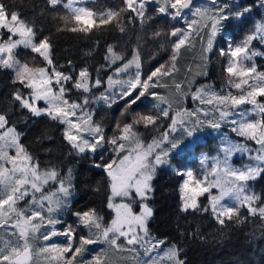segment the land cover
I'll list each match as a JSON object with an SVG mask.
<instances>
[{
  "label": "snow or ice",
  "instance_id": "obj_1",
  "mask_svg": "<svg viewBox=\"0 0 264 264\" xmlns=\"http://www.w3.org/2000/svg\"><path fill=\"white\" fill-rule=\"evenodd\" d=\"M47 3L52 9L60 6L69 11L68 16L62 17L63 28L72 33L88 34L93 32V27L99 31L109 25L124 32L121 17L126 12L131 14L129 24L133 21L146 24L152 19L151 16L145 19L149 3L156 5V14L183 27H173L163 33L174 38L170 59L167 65L155 67L146 76L141 73L138 50L130 60H125L123 54L108 45L104 57L108 68L112 69L117 61L124 62L104 80L98 75L104 65L96 69L95 77L86 66L78 71L72 68L70 60L68 66L72 70L61 71L62 66L53 59L51 39L38 35L41 30L34 22L21 18L10 4L0 0V70H11L12 83L21 86L12 91L10 106L33 118L47 117L64 126L63 138L69 154H87L94 159V167L106 171L109 178L106 206L114 212L107 223L96 209L72 213L76 217L75 226L64 223L63 213L70 208L76 191L73 169H62L54 163L41 169L39 160L22 143L26 133L17 131L6 107L0 110V233L8 238L0 239V264H29L32 242L37 238L50 241L56 236L65 237L67 245H42L39 253L50 255L57 264L61 261L73 264L86 246L94 244L127 251L134 259L139 255L137 250H142L145 259L140 264H187L177 244L167 238H157L150 231L154 211L149 201L155 192L156 170L161 166L172 168L182 178V212L211 214L222 228L228 222L239 226L258 217L264 235V194L256 193L250 185L251 181L264 176V71H258L254 63L255 57H264L261 50L264 49V15L253 21L250 30L237 42L226 33L225 22L247 18L253 7L241 8L238 0H204L200 4H194V0H123L122 7L101 9L88 7V0H47ZM256 6L264 9V0H259ZM205 29L209 30L206 47L202 48L205 59L212 53L216 37L220 35L223 39V46L216 48V52L226 58L224 70L229 91L222 93L212 87H197L191 92V99L207 107L183 109L170 115L172 100L154 89L166 87L161 81L172 77L177 93L186 90L187 85L182 88V83L175 80V74L180 71L177 61L182 49L194 46L195 38L203 40L201 33ZM151 35L160 37L162 32L157 30ZM254 42L259 48L253 46ZM21 46L38 54L44 66H30L28 61L17 58L15 50ZM133 67L134 74L120 78V74ZM73 89L90 94L93 89L103 91L99 96L92 94L77 100L71 98ZM230 89L238 90V94L233 95ZM120 101L125 105L122 117L130 106L145 103L152 104L155 114L137 112L131 116V122L115 123L113 134L108 136L103 124L93 121L92 112L85 109L90 103L99 102L111 108ZM244 105L250 107L243 108ZM252 116L258 118L252 119ZM165 119L169 121L168 127L145 145L137 126L158 129ZM206 126L215 130L228 127L241 140L234 141L224 134L215 157L203 153L197 157L199 172L188 167H173V154L180 155L184 141L195 137ZM177 132L179 135H175ZM109 150L118 159L95 162L96 159L103 161ZM10 151L14 154L10 155ZM238 154L249 163L234 166L231 161ZM201 197H206L207 203H201ZM117 198H120L119 203ZM226 200L230 203H225ZM20 202L23 207H18ZM242 209L246 214H242ZM57 225L62 227L57 228ZM77 227H82L87 234L78 235ZM9 228L13 230L10 233ZM193 235L200 233L198 230L189 233L190 237ZM66 253L72 255L66 257ZM92 264H104V261L97 255Z\"/></svg>",
  "mask_w": 264,
  "mask_h": 264
},
{
  "label": "trees",
  "instance_id": "obj_2",
  "mask_svg": "<svg viewBox=\"0 0 264 264\" xmlns=\"http://www.w3.org/2000/svg\"><path fill=\"white\" fill-rule=\"evenodd\" d=\"M203 2L204 0H195L194 4ZM5 3L10 4L14 10L18 11L21 18L34 22L36 28L41 30L38 35L42 34L51 39L53 42V59L57 65L62 66L60 67L61 71L72 70L68 66L70 60L72 61V68L78 71L81 67L86 66L93 77L97 75L96 69L100 68L101 65L105 66L107 63L104 57L108 45H112L117 53L123 54L125 60H130L134 51L138 50L143 76L161 64L167 65L174 38L166 37L163 33L173 27H183L182 24H177L167 17L156 14L154 11L156 5L149 3L145 19L147 20L148 16H151L152 19L146 24H140L136 21L129 24L128 17L131 14L126 12L121 17L125 27L124 32H120L109 25L99 31L93 27V32L88 34L72 33L63 28L62 17L68 16L69 11L60 6L52 9L47 0H5ZM238 3L241 8L247 5H253V7L247 18L225 22L226 33L237 42L250 30L253 21L259 20L264 15V9L256 6L259 0H238ZM87 6L94 9L118 8L123 6V0H88ZM58 27L61 30L58 31ZM157 30H160L162 35L153 37L151 34ZM208 31L206 29L205 32L201 33L203 40L199 37L193 40V47L187 50L182 49V54L177 61V67L180 71L175 74L176 82H185L192 58L205 44ZM221 46H223V39L218 35L210 54L209 76L214 79L213 83L216 89L226 93L229 91L226 85L227 74L224 70L226 58L219 57L216 52V48ZM253 46L259 48L255 42ZM89 51H91V55H88ZM15 53L22 62L26 60L31 65L44 66L42 58L29 49H24L21 46L16 49ZM254 63L257 65L258 71H264V57H255ZM98 75L106 80L110 73L103 69ZM13 76L11 70H0V110L7 107L12 121L17 125V131L26 133L22 143L39 160L41 169L53 163L60 165L62 169L68 167L73 169L76 191L70 208L63 213L64 223L75 226L76 217L72 213L89 209H96L106 223L110 222L113 218V211L106 206L109 198V178L106 171L94 167V159L87 154L79 155L74 152L69 154L70 149L63 138V125L51 121L47 117L33 118L22 113L18 108L10 106L12 91L14 88L21 87L19 84L14 85L12 83ZM161 84L167 85L166 87L172 85V77H165ZM154 90L162 94L165 93V87ZM98 91L99 89H93V94L96 95ZM230 91L238 94L236 89H230ZM81 94L82 92L73 89L71 98L78 100L81 98ZM124 107V102L120 101L111 108L104 105L93 108L92 119L102 123L106 135L111 136L115 123L131 122V116L137 112L155 114L151 103L137 104L127 109L125 113L127 118H125L121 116ZM168 125L169 121L165 119L160 123L158 129L144 128L143 125H139L137 130L147 145L152 142L153 138H158ZM204 137L195 144V147H185L180 155H173L172 166L197 170L200 164L195 156L205 152L212 154L214 148H219L221 142L220 137L214 133L205 134ZM46 149L50 151H46ZM112 159H115V156L109 150L105 152L103 161L96 159L95 162L104 163ZM181 180L182 178L168 166L158 169L153 181L155 192L149 201V205L154 211V216L150 221L151 233L157 238H167L170 243L177 244L182 249V256L186 257L187 264H264V235H262L259 218H254L252 222H246L239 226L233 222H228L222 228L217 225L211 214L184 213L180 210ZM250 185L256 193L264 194V176L251 181ZM200 200L201 203H207L206 197H201ZM241 212L246 214L243 209ZM60 227L62 226L57 225V228ZM197 230L200 233L199 236H189V233H194ZM76 232L78 235L87 234L82 227H77ZM52 243L64 247L67 245V240L63 236H56ZM76 246L74 243L73 247ZM109 251V246L105 244L86 246L80 262L92 264L93 258L97 255L105 261ZM64 255L70 257L72 253ZM60 264L63 262L61 261Z\"/></svg>",
  "mask_w": 264,
  "mask_h": 264
},
{
  "label": "rangeland",
  "instance_id": "obj_3",
  "mask_svg": "<svg viewBox=\"0 0 264 264\" xmlns=\"http://www.w3.org/2000/svg\"><path fill=\"white\" fill-rule=\"evenodd\" d=\"M205 30H203L202 32H205ZM14 38H18V37H14ZM206 40H207V35H206ZM204 47H206V42L202 46V48H204ZM202 48L199 51H197V53L192 58L191 67L189 68V70L187 72L186 80L184 83H182V88L185 87V85H187L186 90L183 92L177 93L173 84L168 86V87H165V93L164 94L169 96L170 99L172 100L170 115L174 116L176 111H182L183 109H187L188 111H192V110L200 108V107H207L206 105H204V106L199 105L196 101L191 99V92L195 91V89L197 87H200V86H204L205 88L212 87L215 91L219 92L213 83L214 79L209 76L210 75V73H209L210 54L207 56V59H205L202 56ZM122 63H123V61H117L116 65H113L112 69H109L107 66V63H106V65L104 66V69L109 71L110 75H112L113 69ZM30 66H34V65L30 64ZM35 67H37V66H35ZM134 72H135V68L134 67L130 68L127 73L120 74V78L121 79L127 78L128 76L134 74ZM113 78L115 79L116 77H113ZM102 91H103V89H99L98 93L95 96H99ZM92 94L82 93L81 98H82V96H90L91 97ZM232 94L236 95V93L234 91ZM40 103H41V106H43V102H40ZM102 105H103L102 102L90 103L87 106V108L85 109V111H91L92 112L93 108H97V107H100ZM242 107L243 108H249L250 106L244 105ZM250 118L257 119V117H255V116H252ZM209 133H214L217 136H219L220 141H221L222 136L224 134H226L228 137H230L234 141L241 140V138L236 136L234 133H232L228 127H222L219 130H215V129H212V128L206 126L202 130L197 132L195 137H193L191 139H186L184 141V144L181 145V147L185 148V145H186V147H189V148L195 147V144L197 142L201 141L202 139H204L205 134H209ZM85 135H87V134H85ZM175 135H179V133L177 132ZM141 138H142V136H141ZM142 142L144 143L143 138H142ZM241 142H243V141H241ZM247 143L249 145L252 144L251 141H248ZM252 146L255 147L254 145H252ZM218 149L219 148H214L212 154H209L206 152L203 154H206L209 157H215L218 154ZM11 154H14V152L10 151V155ZM173 155H175V153ZM200 155H198V156H200ZM198 156L197 155L195 156L196 159ZM115 159H118V158L115 156ZM231 163L236 167H240L244 164L249 163V161L247 159H245L242 155L238 154L232 158ZM5 167H10V165H5ZM161 167H163V166H161ZM158 169L156 170V174H157ZM197 171L198 172L200 171V166L197 168ZM215 191L216 190H214V192ZM116 202L119 203L120 198H117ZM224 202L230 203V201H228V200H226ZM20 203H21V205L18 204V207H23V202H20ZM135 207L136 206H134V208ZM113 216H114V212H113ZM43 230L44 229L42 228L41 231H43ZM12 231L13 230L11 228L8 229L9 233ZM37 235H39V234H37ZM7 238H8V236L6 234L0 233V239H7ZM53 238H52V240H53ZM52 240L43 241L42 239L37 238L32 242V259L29 262V264H57L56 261L51 260L50 255L44 254V253H39L40 246L50 245V244H52ZM109 249H110L109 255H108L107 259L104 261V264H140V262L145 259L143 251L139 250V249L137 250L139 255L136 256L135 259L133 258V254H131L127 251L120 252L117 250H113L110 247H109ZM81 256H82V254L73 262V264H81V262H80Z\"/></svg>",
  "mask_w": 264,
  "mask_h": 264
},
{
  "label": "water",
  "instance_id": "obj_4",
  "mask_svg": "<svg viewBox=\"0 0 264 264\" xmlns=\"http://www.w3.org/2000/svg\"><path fill=\"white\" fill-rule=\"evenodd\" d=\"M195 1V0H194Z\"/></svg>",
  "mask_w": 264,
  "mask_h": 264
}]
</instances>
